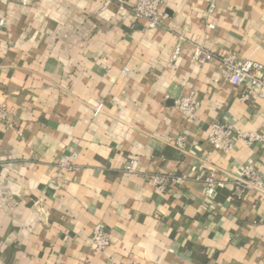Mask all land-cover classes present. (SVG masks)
I'll list each match as a JSON object with an SVG mask.
<instances>
[{
	"label": "crops",
	"instance_id": "0c3cea01",
	"mask_svg": "<svg viewBox=\"0 0 264 264\" xmlns=\"http://www.w3.org/2000/svg\"><path fill=\"white\" fill-rule=\"evenodd\" d=\"M136 1L0 0V264H264V193L236 177L245 164L264 176V146L208 141L215 122L264 128V98L244 101L220 61L264 64V0H161L158 27ZM155 174L188 176L161 189Z\"/></svg>",
	"mask_w": 264,
	"mask_h": 264
},
{
	"label": "built area",
	"instance_id": "2783aa9c",
	"mask_svg": "<svg viewBox=\"0 0 264 264\" xmlns=\"http://www.w3.org/2000/svg\"><path fill=\"white\" fill-rule=\"evenodd\" d=\"M107 2L109 0H106ZM26 2V0H23ZM132 11L136 19H142L147 22L149 27H158L163 24L166 16L164 10L161 9V0H137L132 6ZM2 22V21H1ZM181 52V46L176 45L172 53V59H176ZM215 57V54L209 50L199 49L195 52V59L204 63ZM221 64L229 72V81L242 87L241 98L244 101L251 100L252 97L264 98V64L245 59L235 52L223 54L220 56ZM177 107L186 115L193 117V112L198 107L197 100L192 96H184L176 101ZM10 109L0 102V123L8 122ZM242 138L247 143H258L264 146V128L260 131H251L247 133H236L233 127L228 124L215 122L211 124L208 134V141L213 149L230 151L233 147L235 138ZM189 141L186 134H180L175 138L174 146L180 152H185ZM68 158L63 159L61 164L66 166ZM138 161L131 158L126 165V170L135 172ZM192 167V170H195ZM188 175L182 176H164L160 174L152 175V181L158 188L165 189L170 183L171 185H182ZM237 177V184L243 190H256L264 193V176L261 175L253 166L245 164L240 167ZM199 179V178H197ZM204 192L207 196L212 197L219 183L214 172L203 178ZM110 244V237L103 229L102 225H97L92 236V245L95 250H105Z\"/></svg>",
	"mask_w": 264,
	"mask_h": 264
}]
</instances>
